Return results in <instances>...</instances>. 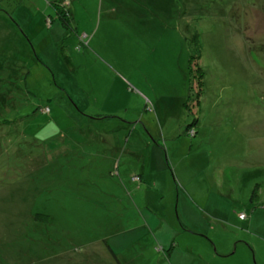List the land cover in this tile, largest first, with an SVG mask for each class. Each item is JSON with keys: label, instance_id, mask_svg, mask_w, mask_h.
I'll use <instances>...</instances> for the list:
<instances>
[{"label": "rangeland", "instance_id": "374dc122", "mask_svg": "<svg viewBox=\"0 0 264 264\" xmlns=\"http://www.w3.org/2000/svg\"><path fill=\"white\" fill-rule=\"evenodd\" d=\"M169 2L0 0V264H264V0Z\"/></svg>", "mask_w": 264, "mask_h": 264}, {"label": "trees", "instance_id": "16d2710c", "mask_svg": "<svg viewBox=\"0 0 264 264\" xmlns=\"http://www.w3.org/2000/svg\"><path fill=\"white\" fill-rule=\"evenodd\" d=\"M58 14H59V17H60V19H61V21H62V24L64 25V26H66L67 24H68V22H69V16H70V14L67 12V11H59L58 12ZM194 39V43H199V41H198V39L196 38V37H194L193 38ZM197 43V44H198ZM202 44H200L199 45V49H200V51H202ZM196 60H198V58L196 57ZM199 61V60H198ZM197 65L199 66V64H198V62H197ZM200 70H201V68H199ZM191 70V69H190ZM199 82H200V84H201V92H200V94H202V90H203V88H204V73H201L200 74V76H199ZM197 102H198V104L200 103V98L197 100ZM255 196H256V194L254 193V195H253V198H255ZM42 217V221L44 222V223H46V222H49V216H41ZM37 219V218H36ZM38 220V219H37ZM112 248L110 247V250H111ZM112 251V254L114 255V256H116V254L114 253V251L113 250H111ZM117 258V257H116ZM117 260H118V258H117ZM119 261V260H118ZM121 263V262H120Z\"/></svg>", "mask_w": 264, "mask_h": 264}, {"label": "crops", "instance_id": "0c3cea01", "mask_svg": "<svg viewBox=\"0 0 264 264\" xmlns=\"http://www.w3.org/2000/svg\"><path fill=\"white\" fill-rule=\"evenodd\" d=\"M176 1L177 0H170V2L168 3L169 6H173ZM2 27H4V28H2V31L4 32V35L7 36L8 38H13V37L16 38L18 36V35H16L15 29L10 24L9 25L6 24L5 26H2ZM8 31H9V33H8ZM19 40H21V39H19ZM29 46H30V44H29ZM108 249H109V252H108V250H103L104 253L106 251L108 258L109 259H112L114 263H116V261L118 262L119 258L117 256V254L115 253V251L113 249H111V250L114 251V253L116 254V256H114L112 254V251L110 250V248H108ZM141 254H143V252ZM116 257L118 258V260H117ZM121 259H123V258H121ZM122 261H124V259Z\"/></svg>", "mask_w": 264, "mask_h": 264}, {"label": "built area", "instance_id": "2783aa9c", "mask_svg": "<svg viewBox=\"0 0 264 264\" xmlns=\"http://www.w3.org/2000/svg\"><path fill=\"white\" fill-rule=\"evenodd\" d=\"M240 217H241V219H246L247 218L246 215H244V214H241Z\"/></svg>", "mask_w": 264, "mask_h": 264}]
</instances>
